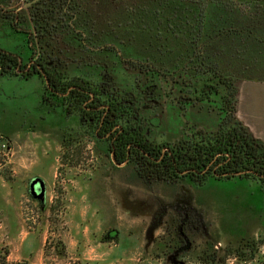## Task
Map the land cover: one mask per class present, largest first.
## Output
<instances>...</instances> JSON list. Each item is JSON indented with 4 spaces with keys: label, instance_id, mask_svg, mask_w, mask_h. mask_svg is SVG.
I'll return each instance as SVG.
<instances>
[{
    "label": "rangeland",
    "instance_id": "1",
    "mask_svg": "<svg viewBox=\"0 0 264 264\" xmlns=\"http://www.w3.org/2000/svg\"><path fill=\"white\" fill-rule=\"evenodd\" d=\"M11 1L4 4L10 10L22 6L21 0ZM22 13L27 28L34 29L31 11ZM9 22L13 18H0V47L27 56L22 36ZM54 30L48 32L52 37L46 34L49 45L43 52L55 58V68L67 79L97 83L110 74L120 91L134 93L137 79L130 65L111 53L80 51L74 42L77 34L57 41ZM236 86L238 108L240 101L261 95L264 81L242 79ZM43 95L44 84L37 77L0 80V254L5 253L8 261L174 264V256L177 264L264 263V186L259 180L209 177L198 186L186 181L177 186L146 184L131 166L112 165L106 142L85 132L77 115L59 106L60 100L54 98L51 106L43 102ZM139 106L147 138L158 144L183 137L187 126L196 122L200 132H208L218 120L213 111L179 110L170 95L155 110ZM34 178L44 183L42 201L30 195ZM182 191L200 211L201 224L188 233L189 249L175 255L180 244L175 227L181 216L174 208ZM249 239L258 242V254L239 262L234 251L240 241Z\"/></svg>",
    "mask_w": 264,
    "mask_h": 264
},
{
    "label": "trees",
    "instance_id": "2",
    "mask_svg": "<svg viewBox=\"0 0 264 264\" xmlns=\"http://www.w3.org/2000/svg\"><path fill=\"white\" fill-rule=\"evenodd\" d=\"M6 1L0 0V6ZM78 2V11H62L67 7V0H55V11L35 15L34 28L48 33L53 27L55 38L59 41L63 37L62 42L65 35L77 34L74 42L82 52L116 55L136 74L134 93L120 91L110 74L97 83L77 78L60 82L61 78H55L50 80L51 87H59L61 93L66 92L70 84L95 90L103 102L122 105L125 114L131 112V121L138 118L140 111L131 105L140 104L137 97L141 90L148 81H154L160 92L170 95L181 110L205 109L218 117L213 130L200 132L199 129L197 140L184 142L182 168L192 167V158H196L193 167L201 170L214 157L222 160L229 157L227 164L231 172L253 171L256 177L253 173L243 177H253L264 186V143L255 139L236 116V83L242 79L264 81V0ZM1 57L2 54L0 65L4 67ZM73 99L71 112L80 113L83 100L75 94ZM135 162L137 168H143L144 162ZM137 173L146 182L148 178H161L159 175L149 177L142 170ZM242 241L234 252L239 262H247L257 256L258 242ZM248 253L249 258L243 257ZM0 264L30 263L10 262L4 253L0 254Z\"/></svg>",
    "mask_w": 264,
    "mask_h": 264
},
{
    "label": "flooded vegetation",
    "instance_id": "3",
    "mask_svg": "<svg viewBox=\"0 0 264 264\" xmlns=\"http://www.w3.org/2000/svg\"><path fill=\"white\" fill-rule=\"evenodd\" d=\"M54 1L55 0H21L22 6L17 7V9L10 10L5 6L0 7V11L4 12V15L0 17L4 19V21L13 18L14 22H9V27L14 29L13 31L16 34L22 36L23 47L28 53L27 56L24 54H22V56L19 52L8 51L0 47V54H2L1 58L2 60L4 59V67L0 65V80L2 78H8L9 76H15L17 79L26 81L37 77L44 84L45 95L42 97L43 102L54 106L53 100L56 98L60 100V107H63L64 110L68 111L70 114L77 115L80 124L84 126L86 130L85 132L90 131L97 140L106 142L110 163H112V165L117 166V168L131 166L137 176L138 170H142L147 173V176L149 177H152L153 175H159L161 177L160 179L148 178L149 181H145L146 184H151L154 181H161L165 185L177 186L178 184L183 183V181H186L191 186H198L204 183L209 177H212L215 180H220L231 177L242 178L243 175L251 173L255 176V172L253 171L241 175H236L237 172H231L227 164L229 157L224 160L214 157L201 170H197L193 167V160L196 161V158H192L190 162V166L192 167L186 166L185 168H182L181 158L183 157L182 155L185 154L183 149L186 147L185 143L188 141L193 142L198 138L199 125L197 122L195 125H188V131L184 132L183 137L176 141L158 144L147 138V128L144 123L146 119L141 117L140 111L137 119L135 118L129 121L132 115L130 114L131 112L125 114L121 109L123 107L122 105L103 102L95 90L91 91L76 86L75 84H70L66 88V92L61 93L59 92L60 90H58L59 87H51L50 80L61 78L58 79V81L68 82L71 79H67V77L64 76L63 71L55 68L54 57L43 52V47L49 45V41L45 39L46 34L50 37H52V35L45 33L42 29H28L26 23L27 18L22 16V11H31L29 18L30 21H32L33 19H36V14H41V11H55L53 8ZM92 1L96 3L98 0ZM66 5L67 7L63 8L62 11H78L79 9L78 0H67ZM71 6L74 8L68 9ZM113 56L116 60L121 62L116 55L113 54ZM7 59L12 60L7 61ZM157 91L158 88L155 84H146V87H143L137 97L140 104L148 106L149 110H155L162 103L165 104L167 101V95L164 92L155 95V92ZM74 94L78 95L80 99L83 100L80 113L71 112V109L73 108ZM174 105L176 104L174 103ZM131 107L140 110V106L137 102L132 104ZM176 107L181 110L177 105ZM191 109V111L196 110L193 108ZM137 134L140 136H137ZM254 138L260 141L258 138ZM135 160L144 162V164L142 163L143 168L141 166L140 168H137ZM202 178L203 180H200ZM199 181H201V183ZM182 187H184V185H182ZM182 189L185 191L187 190L185 188ZM35 190L36 192L39 191L37 185L35 186ZM175 201L177 206V208H174L175 212L176 214L180 213L179 215L181 216L175 227L177 237L180 241V244L173 251L176 255V253L179 254L189 249L190 240L188 233H194L196 229H200L198 227L201 224V214L191 202L189 203L183 191ZM173 257H171V260L174 264H177L178 261Z\"/></svg>",
    "mask_w": 264,
    "mask_h": 264
},
{
    "label": "crops",
    "instance_id": "4",
    "mask_svg": "<svg viewBox=\"0 0 264 264\" xmlns=\"http://www.w3.org/2000/svg\"><path fill=\"white\" fill-rule=\"evenodd\" d=\"M238 120L258 139H264V90L250 97L247 102L238 103Z\"/></svg>",
    "mask_w": 264,
    "mask_h": 264
},
{
    "label": "water",
    "instance_id": "5",
    "mask_svg": "<svg viewBox=\"0 0 264 264\" xmlns=\"http://www.w3.org/2000/svg\"><path fill=\"white\" fill-rule=\"evenodd\" d=\"M46 83H47V81H46ZM250 172L251 171L237 172L236 175H241V174L250 173ZM36 185L39 187L38 192H36V190H35ZM29 192L33 198L42 201L44 199V194H45V186H44L43 181L39 178H34L29 184Z\"/></svg>",
    "mask_w": 264,
    "mask_h": 264
}]
</instances>
